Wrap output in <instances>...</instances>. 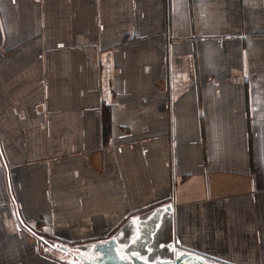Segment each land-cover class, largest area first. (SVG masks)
<instances>
[{
	"label": "crops",
	"instance_id": "1",
	"mask_svg": "<svg viewBox=\"0 0 264 264\" xmlns=\"http://www.w3.org/2000/svg\"><path fill=\"white\" fill-rule=\"evenodd\" d=\"M149 223L264 264V0H0V264Z\"/></svg>",
	"mask_w": 264,
	"mask_h": 264
},
{
	"label": "flooded vegetation",
	"instance_id": "2",
	"mask_svg": "<svg viewBox=\"0 0 264 264\" xmlns=\"http://www.w3.org/2000/svg\"><path fill=\"white\" fill-rule=\"evenodd\" d=\"M152 225V223H149L145 226L143 233L135 235V238L134 236L132 238L127 236L121 243L118 240V246L116 248L117 254L122 259L131 261L133 257H139L144 260L148 259L150 250L154 249L160 251L164 249V247L167 248V251L161 254L160 260H171L174 258L175 254L180 256L184 253L183 250H179L178 248H168V246L164 245L161 249L160 246H157L158 244L154 241L155 239L153 240L152 233L150 232ZM106 256L105 250H96L95 248L89 250L75 248L74 250H59V254L57 255L60 261L63 262H61L62 264H98L100 262H103L102 264H109V262L106 261Z\"/></svg>",
	"mask_w": 264,
	"mask_h": 264
},
{
	"label": "water",
	"instance_id": "3",
	"mask_svg": "<svg viewBox=\"0 0 264 264\" xmlns=\"http://www.w3.org/2000/svg\"><path fill=\"white\" fill-rule=\"evenodd\" d=\"M40 239L52 248H56L58 250L63 249L61 245L54 244L51 240L43 237L42 235H40ZM117 246L118 241L116 238H112L111 240L98 245V250H105L107 255L106 261L109 262V264H220L215 262V260L208 259L206 255L196 250H185L180 256L175 254L174 258L171 260H157L155 262H148L142 258L133 257V260L128 261L122 259L117 254ZM102 263L103 262H100L98 264Z\"/></svg>",
	"mask_w": 264,
	"mask_h": 264
},
{
	"label": "rangeland",
	"instance_id": "4",
	"mask_svg": "<svg viewBox=\"0 0 264 264\" xmlns=\"http://www.w3.org/2000/svg\"><path fill=\"white\" fill-rule=\"evenodd\" d=\"M43 243H44V242H43ZM44 244H45V243H44ZM45 245H46V244H45ZM48 251H52V252H54V254H57V255L59 254V250H48ZM49 253H50V254H49ZM49 253H48L47 255H54V254L51 253V252H49ZM55 261H56L57 263H58V262H59V263L62 262V261H60V259H59L58 257L55 258ZM62 263H63V262H62ZM62 263H61V264H62Z\"/></svg>",
	"mask_w": 264,
	"mask_h": 264
}]
</instances>
